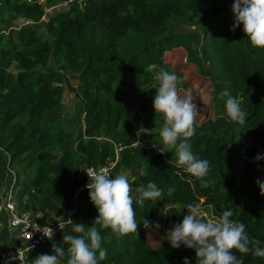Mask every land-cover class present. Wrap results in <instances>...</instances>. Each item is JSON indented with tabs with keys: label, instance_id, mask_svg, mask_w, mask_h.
Wrapping results in <instances>:
<instances>
[{
	"label": "trees",
	"instance_id": "trees-1",
	"mask_svg": "<svg viewBox=\"0 0 264 264\" xmlns=\"http://www.w3.org/2000/svg\"><path fill=\"white\" fill-rule=\"evenodd\" d=\"M59 1L0 0V194L11 172L18 211L40 213L43 222L71 218L89 227L98 212L87 187L73 197L80 183L76 170L109 166L119 157L120 169L142 168L130 180L134 197L136 187L150 181L164 195L155 204L146 201L143 209L133 204L141 224L138 237L100 230L107 257L99 264H184L185 258L197 264L194 249H174L165 236L187 213L183 207L202 198L217 217L230 209V219L242 222L264 248V195L256 183L264 182V159L254 160L264 154V50L250 46L242 26L233 29V0H62L68 9L50 16L44 28L36 26ZM20 18L31 22L15 27ZM189 26L196 30H183ZM174 52L184 54L183 62L173 63ZM12 62L16 73L10 71ZM152 63L159 67L150 72ZM192 68L196 74L189 78ZM160 69L210 97L215 116L195 122L190 140L193 152L210 163L206 187L176 167L174 150L159 151L163 117L153 109L152 86ZM68 76L81 97L82 136L76 118L63 112ZM222 90L241 100L245 125L228 120ZM147 128L142 140L150 147L142 154L130 150L140 139L138 131ZM168 187L175 188L171 197ZM160 216L159 230L143 227V218L153 224ZM64 225L52 240L26 253L27 264L54 254L53 244L63 235H77ZM233 252L243 264H264L251 252Z\"/></svg>",
	"mask_w": 264,
	"mask_h": 264
},
{
	"label": "clouds",
	"instance_id": "clouds-1",
	"mask_svg": "<svg viewBox=\"0 0 264 264\" xmlns=\"http://www.w3.org/2000/svg\"><path fill=\"white\" fill-rule=\"evenodd\" d=\"M231 11L234 15L233 29L242 26L250 46L253 49L264 50V0H233ZM158 67L156 63H152L148 65L147 70L156 71ZM155 80L157 84L152 86L156 89L153 109L156 114L163 117V126L159 131L162 147L159 151L163 153L165 150H174L176 167L186 172L190 178L201 181L202 186L206 187L204 178L209 173L210 163L195 154L190 143L196 133L197 108L193 103L194 97L190 94L180 96L177 87L178 77L174 72L160 69L156 72ZM219 97L220 99L228 97L225 103L228 120L245 125L248 113L242 110L241 100L230 96L227 90H222ZM139 146L138 141L136 147ZM260 159H264V154L254 157V160ZM86 173L90 181L86 185L89 189V199L98 215L89 227L83 223H73L71 218L65 220L72 226V232L77 235H63L60 244H53L54 254H41L32 261V264H62L65 257L66 264H99V261L107 257L106 250L101 247L100 230L110 229L119 237L129 234H136L138 237V227L141 224L137 222L133 204L143 209L146 201L155 204L164 195V189L150 181L146 187H136L137 195L134 197L133 183L129 175L119 173L113 176L108 168L90 169ZM177 175L181 173L178 172ZM189 182L192 180L189 179ZM256 183L260 188V194L264 195V182L257 180ZM174 191V187H168L167 195L171 197ZM183 208L187 209V213L180 223L167 230L165 239L174 249L181 245L194 249L197 264H243V260L238 258L233 250L241 254L251 252L264 258V248L259 246V241L249 237L242 222L230 219L233 215L230 209L223 211L213 220H205L197 206L188 204ZM142 225L145 229L160 227L159 224H150L145 218ZM64 226L59 224L61 230ZM38 229L42 231L43 236L52 239L54 233L51 227ZM184 264H189L187 258Z\"/></svg>",
	"mask_w": 264,
	"mask_h": 264
},
{
	"label": "rangeland",
	"instance_id": "rangeland-1",
	"mask_svg": "<svg viewBox=\"0 0 264 264\" xmlns=\"http://www.w3.org/2000/svg\"><path fill=\"white\" fill-rule=\"evenodd\" d=\"M68 7H69V3H66V2L61 0V1H59V3L55 7L45 9V15L41 18L39 23H36V26H40L41 28H44L45 23L50 16L57 14V13H60V12H64L68 9ZM29 22H31V21L20 18V19H17L16 21H14L13 25L15 27H21V26L26 25ZM183 30L184 31H195L196 28H195V26H189V27L183 28ZM174 53L175 54L173 55L174 56V62L173 63L177 64L179 62H183L184 54L181 52H174ZM10 71L13 73L17 72V67H16L15 62L11 63ZM195 74L196 73H195L194 69L192 68L190 70V72L187 74V77L190 78V77L194 76ZM185 83H187V82H185ZM192 86H193V84H191V83H187L186 88L181 83H178V85H177L178 92H179L181 97H184V96L189 95V94L194 97L193 103L196 105V108H197V115H196L195 122L197 124H199L200 122H202L203 120H205L207 118H213L215 116V113H214V110H212L210 105H209L210 97L208 95V92L206 90H201L200 88L197 89V87L193 88ZM79 101H81V97L79 96V94L77 92L75 80L73 77L68 76V77H66V80H65V90L63 92L62 100H61V103L63 104V112H64V115L66 116V118H70V119L76 118V123H78L80 125L81 134L79 133V135L82 136V134H83V124L81 121L82 115H81V112H80L78 105H77ZM149 130H150V128H147V130L140 129L138 131V133L140 135V139L138 140L139 144H140L139 148L136 147V145L138 143V141H137L133 146L129 147V149L136 151L139 154H142V151L144 148L150 147V142H148L147 140H142V138L146 134L145 131H149ZM118 160H119V157L116 158L115 162H118ZM115 162L110 164V165L112 167H114V166L117 167V169H115L116 175L119 173H125V174H128L129 179L132 180L138 173L143 172L142 168H138L137 166L132 167V169H130V170L120 169L119 166H117ZM9 174H11V172L8 173V177L11 176ZM10 188L11 187H10L9 183H7V180H6L0 196L3 197L4 194ZM75 195H76V191H74L73 197H75ZM193 205L197 206L201 210V213H202L203 217L205 218V220H213L217 217L215 215V213L212 211L211 207L208 204L204 203V198L200 199L199 202H196ZM153 224L162 225L163 224V217H161V216L157 217L155 219V222H153ZM159 229H160V227L157 230H159ZM151 233L152 232L149 231V234H151ZM151 242L154 243V241H151ZM62 264H64V263L62 262Z\"/></svg>",
	"mask_w": 264,
	"mask_h": 264
},
{
	"label": "built area",
	"instance_id": "built-area-1",
	"mask_svg": "<svg viewBox=\"0 0 264 264\" xmlns=\"http://www.w3.org/2000/svg\"><path fill=\"white\" fill-rule=\"evenodd\" d=\"M100 168L111 170L112 166H102L97 168V170ZM90 169L94 168L85 166L76 170L75 178L77 181H80L78 187L75 188L76 195L86 188V185L90 182L86 173ZM12 199L11 189H8L3 197L0 196V212L4 211L7 214L9 229L16 236V242L13 247L0 252V264H27L26 253L50 241L47 237L43 236L42 231L38 228L51 227L54 233L53 239L61 230L59 224H64L66 221L64 219H57L53 223L40 221V213L33 214L31 211H18Z\"/></svg>",
	"mask_w": 264,
	"mask_h": 264
},
{
	"label": "crops",
	"instance_id": "crops-1",
	"mask_svg": "<svg viewBox=\"0 0 264 264\" xmlns=\"http://www.w3.org/2000/svg\"><path fill=\"white\" fill-rule=\"evenodd\" d=\"M8 177L7 183L12 174ZM16 242V236L13 234V231L9 229L8 226V216L7 214L2 211L0 212V252L13 247Z\"/></svg>",
	"mask_w": 264,
	"mask_h": 264
},
{
	"label": "water",
	"instance_id": "water-1",
	"mask_svg": "<svg viewBox=\"0 0 264 264\" xmlns=\"http://www.w3.org/2000/svg\"><path fill=\"white\" fill-rule=\"evenodd\" d=\"M117 165V164H116ZM116 169V168H115ZM115 169H113L114 170V172H115Z\"/></svg>",
	"mask_w": 264,
	"mask_h": 264
}]
</instances>
